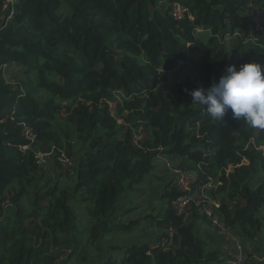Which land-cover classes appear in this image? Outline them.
<instances>
[{
    "label": "trees",
    "instance_id": "obj_1",
    "mask_svg": "<svg viewBox=\"0 0 264 264\" xmlns=\"http://www.w3.org/2000/svg\"><path fill=\"white\" fill-rule=\"evenodd\" d=\"M174 4L190 15L174 20ZM4 8L0 0V20ZM253 9L264 13V0L10 4L0 27V264H87L105 252L98 264H233L227 250L211 252L197 233L198 223L211 226L198 207L188 222L176 215L174 180L163 186L160 210L126 222L139 209L123 208L124 201L156 178L161 157L201 181L220 182L211 192L219 218L260 252L264 130L230 114L215 120L190 94L218 82L232 64H264ZM11 65L13 77L5 74ZM64 120L82 150L65 146L57 130ZM23 124L37 137L25 152ZM40 155L73 165L53 181ZM74 204L90 220L85 231L75 226ZM145 220L158 231L149 241L106 245Z\"/></svg>",
    "mask_w": 264,
    "mask_h": 264
},
{
    "label": "rangeland",
    "instance_id": "obj_2",
    "mask_svg": "<svg viewBox=\"0 0 264 264\" xmlns=\"http://www.w3.org/2000/svg\"><path fill=\"white\" fill-rule=\"evenodd\" d=\"M262 25H264V16L262 18ZM261 34H264V30L260 32ZM62 127L58 128L60 135L64 139V144L67 147L68 144L72 145L74 148V152L80 151L83 149V145L77 141V138L72 135V131H69L70 126L67 125V121H61L60 122ZM64 155H67L66 152H64ZM40 162L43 166V170L46 173L47 178L50 180L56 181L59 178V172L63 173L66 172V170L70 169L73 165V160H70L68 158H60L58 162L55 161L54 156L48 155V156H40ZM167 157L163 158V161L165 162ZM169 160V159H168ZM174 167L169 169V173H167L165 177V182L162 184H158L149 177L148 184L142 185L139 187L138 191H136L133 196H129L126 198L127 200L123 203V208L132 209L136 208L139 210H134L133 213L126 218V222L130 220H137V219H143L150 213H156L153 210L158 209L160 210L163 206L162 203V190L164 184L169 183L171 180H174L176 175L174 173V170L176 169L175 163H173L172 160H169ZM62 167V168H59ZM167 178V179H166ZM66 182V181H65ZM75 210L77 212V221H76V228L80 231H85L90 225V220L87 217L86 213L84 212V209L78 205L74 204ZM264 213V212H263ZM146 221V220H145ZM142 223L141 228L136 231L135 233L128 235V236H113L110 237L107 241L108 247H117L122 248L124 245H131L133 243H143L146 241H149L153 235H156L158 233L157 229L150 224L151 220L146 221ZM262 238L264 239V235H262ZM107 250V248L105 249ZM260 252H256V256L253 257V260L256 261H263L264 262V244L261 246V249H259ZM118 254V253H116ZM108 256V252L104 253L101 256H94L91 257V261H89L87 264H98L102 259L106 258ZM66 258V257H65ZM60 264H82L77 259H73L70 263H60Z\"/></svg>",
    "mask_w": 264,
    "mask_h": 264
},
{
    "label": "clouds",
    "instance_id": "obj_3",
    "mask_svg": "<svg viewBox=\"0 0 264 264\" xmlns=\"http://www.w3.org/2000/svg\"><path fill=\"white\" fill-rule=\"evenodd\" d=\"M193 103L204 106L215 120H242L264 130V64L256 61L227 67L218 82L191 91Z\"/></svg>",
    "mask_w": 264,
    "mask_h": 264
},
{
    "label": "built area",
    "instance_id": "obj_4",
    "mask_svg": "<svg viewBox=\"0 0 264 264\" xmlns=\"http://www.w3.org/2000/svg\"><path fill=\"white\" fill-rule=\"evenodd\" d=\"M9 3L13 4L14 0H9ZM189 15L190 11L185 6L181 4L173 5L171 16L174 20L180 21ZM10 16H13V12H11ZM263 16L264 13L260 9H253L250 15L258 32L264 30V25L261 24ZM22 137L28 142V145L20 148L25 152L29 150L30 143L35 142L37 137L34 130L27 124L22 125ZM165 166L167 169L174 167L168 159L165 161ZM175 168L174 173L176 178L174 184L180 193L172 203L176 215L182 218L184 222H188L191 219L194 207H198L201 215L211 222V227L221 238L225 250L233 256V264H249L246 256L243 254V246L240 240L233 235L223 220L219 218L220 203L211 199V192L220 186L221 183L215 184L213 181L204 182L191 173L185 172L178 167Z\"/></svg>",
    "mask_w": 264,
    "mask_h": 264
},
{
    "label": "crops",
    "instance_id": "obj_5",
    "mask_svg": "<svg viewBox=\"0 0 264 264\" xmlns=\"http://www.w3.org/2000/svg\"><path fill=\"white\" fill-rule=\"evenodd\" d=\"M15 70L16 69H15L14 65H11L5 69V74L10 76V77H13V75L15 74ZM163 158H165V157H163ZM163 158L161 157L157 160L156 165H157V173L158 174L156 175V178H152L153 181L158 183V184H160V183L162 184L163 182H165L166 181L165 175L170 172L169 169H167V167L164 165ZM197 233L199 234V236L202 239H204L207 242L208 249L211 252L220 251V252L226 253L225 252L226 250L223 247V243H222L221 238L219 237L217 232L210 225H208L206 223H198L197 224ZM241 244H243V243H241ZM255 244L256 243H250L246 246L242 245L243 246V254L248 255V254L253 253V255L256 256Z\"/></svg>",
    "mask_w": 264,
    "mask_h": 264
},
{
    "label": "water",
    "instance_id": "obj_6",
    "mask_svg": "<svg viewBox=\"0 0 264 264\" xmlns=\"http://www.w3.org/2000/svg\"><path fill=\"white\" fill-rule=\"evenodd\" d=\"M3 1H4L5 8L3 10V15H2V18L0 20V27L6 21V19L8 17V14H9V11H10V3H9V0H3Z\"/></svg>",
    "mask_w": 264,
    "mask_h": 264
}]
</instances>
